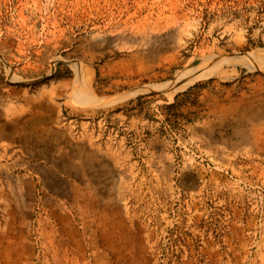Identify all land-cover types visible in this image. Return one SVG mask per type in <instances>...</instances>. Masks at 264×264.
Returning a JSON list of instances; mask_svg holds the SVG:
<instances>
[{
    "label": "rangeland",
    "instance_id": "obj_1",
    "mask_svg": "<svg viewBox=\"0 0 264 264\" xmlns=\"http://www.w3.org/2000/svg\"><path fill=\"white\" fill-rule=\"evenodd\" d=\"M0 264H264V0H0Z\"/></svg>",
    "mask_w": 264,
    "mask_h": 264
},
{
    "label": "water",
    "instance_id": "obj_2",
    "mask_svg": "<svg viewBox=\"0 0 264 264\" xmlns=\"http://www.w3.org/2000/svg\"><path fill=\"white\" fill-rule=\"evenodd\" d=\"M195 68H192L191 69V72H189V74H187L185 77L179 79L177 82H173L171 84H164L162 86H160V90L161 91H166V90H172V89H175V88H178L180 86H182L183 84L189 82L192 78L198 76L201 71L195 69ZM130 93H136V89H132L129 91Z\"/></svg>",
    "mask_w": 264,
    "mask_h": 264
},
{
    "label": "bare ground",
    "instance_id": "obj_3",
    "mask_svg": "<svg viewBox=\"0 0 264 264\" xmlns=\"http://www.w3.org/2000/svg\"><path fill=\"white\" fill-rule=\"evenodd\" d=\"M196 69V68H195ZM193 69V70H195ZM200 69V68H199ZM198 69V70H199ZM202 69V68H201ZM217 69V66H214V67H211L209 68L206 72L204 71L202 74H199L198 76L192 78L189 82L183 84L182 86L178 87V88H175V89H172V91L170 93H168V95L170 97H172L176 92L178 91H182L183 89H185L187 86H189L190 84L196 82L197 80L205 77V76H210V74H212L215 70ZM191 72V70H189L188 72H185L183 74L180 75V77H185V75H187V73ZM179 77V76H178ZM161 85H157L155 87H160ZM167 91V90H166ZM137 92V91H136ZM165 92V91H164ZM166 95V94H165ZM119 99V98H118Z\"/></svg>",
    "mask_w": 264,
    "mask_h": 264
},
{
    "label": "trees",
    "instance_id": "obj_4",
    "mask_svg": "<svg viewBox=\"0 0 264 264\" xmlns=\"http://www.w3.org/2000/svg\"><path fill=\"white\" fill-rule=\"evenodd\" d=\"M195 86V85H194ZM194 86H191L189 87L188 89H186L185 91L181 92L180 94H177L175 97H174V102L172 104H170L169 107H174L175 106V103L178 101L179 97L181 95H187L192 89Z\"/></svg>",
    "mask_w": 264,
    "mask_h": 264
}]
</instances>
